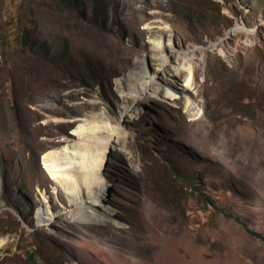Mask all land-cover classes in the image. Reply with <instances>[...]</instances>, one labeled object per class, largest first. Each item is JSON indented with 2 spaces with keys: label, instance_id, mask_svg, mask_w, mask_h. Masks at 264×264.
Masks as SVG:
<instances>
[{
  "label": "rangeland",
  "instance_id": "obj_1",
  "mask_svg": "<svg viewBox=\"0 0 264 264\" xmlns=\"http://www.w3.org/2000/svg\"><path fill=\"white\" fill-rule=\"evenodd\" d=\"M0 240V264H264V0H0Z\"/></svg>",
  "mask_w": 264,
  "mask_h": 264
},
{
  "label": "bare ground",
  "instance_id": "obj_2",
  "mask_svg": "<svg viewBox=\"0 0 264 264\" xmlns=\"http://www.w3.org/2000/svg\"><path fill=\"white\" fill-rule=\"evenodd\" d=\"M214 46H223L222 45V43L221 42H216V43H214L213 44ZM178 46V45H177ZM154 49V48H153ZM200 48H183V46L182 45H179L178 46V50L180 51V54H182L186 59H188V60H195V58L197 57V56H200L201 58H203L204 57V54L199 50ZM155 50V49H154ZM153 50V51H154ZM157 62H159L161 65H164V63L166 62V59L165 58H163V57H160V59H158L157 60ZM192 71V70H191ZM128 74H125V76L124 77H122L121 78V82H124V81H129V77L127 76ZM125 79V80H124ZM149 79V77L147 76L146 77V80H148ZM123 80V81H122ZM154 80H156L155 78L153 79L152 77H151V81H150V84H148V82L147 83H145V82H142L141 83V87H143V89H142V92H141V94L142 95H144V92L143 91H145V94H148V92H146L147 90H148V88H150L151 87V84L154 82ZM178 80V79H177ZM187 81V80H186ZM120 82V81H119ZM177 83H180V81H176ZM154 85V84H153ZM166 87V85H164V84H158L156 87H155V92H157L156 94H158V96L160 95V96H162L163 98H165V99H171V96L169 95V91H167L168 89L167 88H165ZM207 87V86H206ZM162 90H165L167 93H164V94H162L163 92H162ZM191 90H192V88H191V86H190V81L188 82V83H186V85H185V87H184V89H183V91L186 93V95H182V96H179L178 98H179V100L180 101H183L187 96H191L192 95V93H191ZM153 92V91H152ZM227 121V120H226ZM108 133H109V135L111 134H114V132L113 131H111L109 128H108V131H107ZM116 132V134L118 135V136H120V137H122V133L123 132H120V131H115ZM84 133H83V131H81V135H83ZM64 152V151H63ZM59 153V154H57V155H55V156H53L51 159H47V158H44V167L45 168H47L48 170H49V172H50V174L52 175V178L54 179V180H56V182H58V181H61L63 178V180H66V181H69L70 182V179H69V177L67 178V177H64V175L65 174H67V172H71V171H76V172H80L79 170H82V169H80V167L78 168L75 164H74V167H69V168H65L64 166H60L59 165V163H56L55 162V160H58L59 161V158L61 157L60 155H62V154H66L68 157H65V158H67V159H69L70 160V163H76L75 161H74V159H76V156H77V158H78V156H79V158H85L86 159V152L84 151V152H79L78 150H68V152L66 151V153ZM60 156V157H59ZM61 159V158H60ZM77 160V159H76ZM88 160V159H87ZM63 161H64V158H63ZM49 162H52V163H49ZM65 162H66V160H65ZM61 163V162H60ZM81 163H83V162H81ZM62 164V163H61ZM66 163H64V165H65ZM84 164V163H83ZM68 165V164H67ZM86 166V165H85ZM79 169V170H78ZM79 174H81V173H79ZM65 182V181H64ZM95 182H97V181H95ZM86 183V182H85ZM71 184V183H70ZM94 187V186H93ZM70 189H71V191L69 192H67L68 193V195L69 196H71L72 198V204L73 205H75L76 203H77V201H80V203H82V202H84V200H83V198H82V196L80 195V191H78L79 193H77V189L76 188H73V187H69ZM93 190V189H92ZM94 191V190H93ZM93 198V197H92ZM93 199H95V198H93ZM88 202V201H87ZM91 204H93V206H96L97 204L96 203H93V202H91ZM94 212V211H93ZM92 211H90L89 213H93ZM96 213H94V215H95ZM3 242V240H0V244Z\"/></svg>",
  "mask_w": 264,
  "mask_h": 264
}]
</instances>
